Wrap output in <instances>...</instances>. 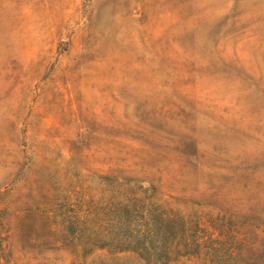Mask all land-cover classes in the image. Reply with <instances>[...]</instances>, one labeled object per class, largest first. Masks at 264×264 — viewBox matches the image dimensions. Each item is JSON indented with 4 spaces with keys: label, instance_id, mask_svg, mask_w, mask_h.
Segmentation results:
<instances>
[{
    "label": "rangeland",
    "instance_id": "1",
    "mask_svg": "<svg viewBox=\"0 0 264 264\" xmlns=\"http://www.w3.org/2000/svg\"><path fill=\"white\" fill-rule=\"evenodd\" d=\"M0 264H264V0H0Z\"/></svg>",
    "mask_w": 264,
    "mask_h": 264
},
{
    "label": "trees",
    "instance_id": "2",
    "mask_svg": "<svg viewBox=\"0 0 264 264\" xmlns=\"http://www.w3.org/2000/svg\"><path fill=\"white\" fill-rule=\"evenodd\" d=\"M163 224H164L165 228L170 229L169 224H168L167 221H165ZM160 229H161L160 228V225L158 223H156L154 225V228L152 229V233H154L155 236H153V238L150 237L147 242L145 240H143L142 241V245L144 247H147V248L149 246V248H152V249L156 248L157 242L159 244L164 242L163 245H166L167 244V241H164V240L157 241L158 238H154V237H156V235L158 234V232L160 231Z\"/></svg>",
    "mask_w": 264,
    "mask_h": 264
}]
</instances>
